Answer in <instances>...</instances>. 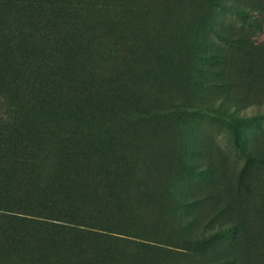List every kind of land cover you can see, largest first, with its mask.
I'll return each mask as SVG.
<instances>
[{"label":"rangeland","instance_id":"1","mask_svg":"<svg viewBox=\"0 0 264 264\" xmlns=\"http://www.w3.org/2000/svg\"><path fill=\"white\" fill-rule=\"evenodd\" d=\"M113 4L100 22L131 41L85 51L71 101L0 89V134L38 147L33 183H4L0 201L32 211L72 180L81 209H55L104 232L69 249L0 247V264H264V0Z\"/></svg>","mask_w":264,"mask_h":264},{"label":"trees","instance_id":"2","mask_svg":"<svg viewBox=\"0 0 264 264\" xmlns=\"http://www.w3.org/2000/svg\"><path fill=\"white\" fill-rule=\"evenodd\" d=\"M114 7L113 0H0V89L13 97L24 90L34 96L32 91L38 90L39 99L46 103L71 101L64 93L83 83L78 72L82 54L91 47H118L120 41H131L124 29L100 22ZM37 148L35 139L16 129L0 134V159L9 169L0 178V194L4 183L10 190L21 185L23 177L33 183L28 167L35 163ZM64 161L82 162L77 153ZM80 189L72 180L60 182L27 212L2 199L0 247L18 250L29 245L52 251L101 237L98 231L104 229L97 227V219L60 215L62 211L55 209L66 202H75L81 209Z\"/></svg>","mask_w":264,"mask_h":264}]
</instances>
